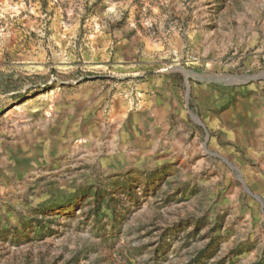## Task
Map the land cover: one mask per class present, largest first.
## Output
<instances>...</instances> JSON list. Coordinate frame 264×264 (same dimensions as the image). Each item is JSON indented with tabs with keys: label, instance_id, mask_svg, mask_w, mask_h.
Here are the masks:
<instances>
[{
	"label": "rangeland",
	"instance_id": "1",
	"mask_svg": "<svg viewBox=\"0 0 264 264\" xmlns=\"http://www.w3.org/2000/svg\"><path fill=\"white\" fill-rule=\"evenodd\" d=\"M0 264H264V0H0Z\"/></svg>",
	"mask_w": 264,
	"mask_h": 264
},
{
	"label": "crops",
	"instance_id": "2",
	"mask_svg": "<svg viewBox=\"0 0 264 264\" xmlns=\"http://www.w3.org/2000/svg\"><path fill=\"white\" fill-rule=\"evenodd\" d=\"M251 115L249 114L248 115V124H247V126H242L241 127V132L243 133V134H247V138L249 139V140H251L252 138H251V134L253 133V121L255 120H252L251 118H249Z\"/></svg>",
	"mask_w": 264,
	"mask_h": 264
},
{
	"label": "water",
	"instance_id": "3",
	"mask_svg": "<svg viewBox=\"0 0 264 264\" xmlns=\"http://www.w3.org/2000/svg\"><path fill=\"white\" fill-rule=\"evenodd\" d=\"M255 197V196H254ZM256 198V197H255ZM258 200V198H256Z\"/></svg>",
	"mask_w": 264,
	"mask_h": 264
}]
</instances>
